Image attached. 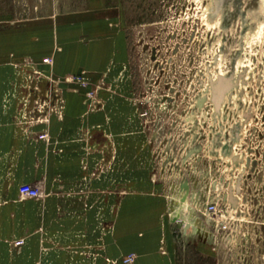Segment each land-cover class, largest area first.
<instances>
[{
  "label": "rangeland",
  "instance_id": "1",
  "mask_svg": "<svg viewBox=\"0 0 264 264\" xmlns=\"http://www.w3.org/2000/svg\"><path fill=\"white\" fill-rule=\"evenodd\" d=\"M263 7L0 0L6 105L42 130L61 169L33 185L58 199L52 222L70 224L27 236L31 264H264ZM38 39L53 54L18 53ZM70 46L110 54L99 71L59 75Z\"/></svg>",
  "mask_w": 264,
  "mask_h": 264
},
{
  "label": "crops",
  "instance_id": "2",
  "mask_svg": "<svg viewBox=\"0 0 264 264\" xmlns=\"http://www.w3.org/2000/svg\"><path fill=\"white\" fill-rule=\"evenodd\" d=\"M37 43L35 46L37 50L21 48L18 53L36 54L40 59L53 54L54 49L48 53L46 50H39L40 46L45 45L40 39ZM52 43L53 47L57 45L54 41ZM72 48L70 46L68 49L61 50L62 52L55 57L54 71L59 75L73 74L82 68L92 72L99 71L105 63L107 54H110L94 52L87 56L84 54L85 50ZM3 70V66H0V235L2 236L0 237V264H31L35 262V259L31 262V254L36 256L34 251L37 252L39 241L31 240L27 236L31 232L40 230H62L70 224H65L61 220L60 223L52 222L53 219H60L65 215L61 213L59 201L55 196L52 198L46 196V202L20 198L19 186L33 185L44 177H49L50 181L61 166H57V160L48 153L46 142L37 139L38 133L40 134L42 130L36 129L34 131L37 132L29 134L25 128L17 125L18 117L15 111L6 105L9 102L7 95L10 94L13 84ZM71 98L67 97L69 104H71ZM81 113L82 111L77 113L69 110L65 117L77 119ZM119 229H121L120 223ZM13 236L22 238L26 236L25 245L14 248L7 241L8 237ZM156 259L161 260L158 257Z\"/></svg>",
  "mask_w": 264,
  "mask_h": 264
},
{
  "label": "built area",
  "instance_id": "3",
  "mask_svg": "<svg viewBox=\"0 0 264 264\" xmlns=\"http://www.w3.org/2000/svg\"><path fill=\"white\" fill-rule=\"evenodd\" d=\"M44 64L45 65H52L53 64V60L52 59H45L44 60ZM54 98L57 97V94L55 93ZM59 99V98H57ZM45 137H48L46 136L45 134L40 136V139L43 140L45 139ZM19 195H20V198L22 200H31V201H41L42 199H44V193L42 192L41 188L38 187V186H35V185H21L19 186ZM209 210L211 212H215L216 211V208L215 206H209ZM25 244L24 240H19V241H16L14 242V247L15 248H21L23 245ZM131 260L127 261V263H130Z\"/></svg>",
  "mask_w": 264,
  "mask_h": 264
},
{
  "label": "water",
  "instance_id": "4",
  "mask_svg": "<svg viewBox=\"0 0 264 264\" xmlns=\"http://www.w3.org/2000/svg\"><path fill=\"white\" fill-rule=\"evenodd\" d=\"M222 96V94L220 93V97Z\"/></svg>",
  "mask_w": 264,
  "mask_h": 264
},
{
  "label": "bare ground",
  "instance_id": "5",
  "mask_svg": "<svg viewBox=\"0 0 264 264\" xmlns=\"http://www.w3.org/2000/svg\"><path fill=\"white\" fill-rule=\"evenodd\" d=\"M264 8V7H263Z\"/></svg>",
  "mask_w": 264,
  "mask_h": 264
}]
</instances>
